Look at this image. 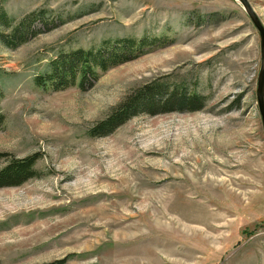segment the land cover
<instances>
[{
  "label": "rangeland",
  "instance_id": "obj_1",
  "mask_svg": "<svg viewBox=\"0 0 264 264\" xmlns=\"http://www.w3.org/2000/svg\"><path fill=\"white\" fill-rule=\"evenodd\" d=\"M247 1L264 26V0ZM42 8L40 32L0 41V152L38 156L36 177L0 188V264H264L260 37L242 2L0 0L14 22ZM143 35L168 43L87 88L34 80L60 50ZM150 79L203 104L88 135Z\"/></svg>",
  "mask_w": 264,
  "mask_h": 264
},
{
  "label": "trees",
  "instance_id": "obj_2",
  "mask_svg": "<svg viewBox=\"0 0 264 264\" xmlns=\"http://www.w3.org/2000/svg\"><path fill=\"white\" fill-rule=\"evenodd\" d=\"M46 9H34L14 22L0 9V24L8 29L0 30V41L8 47H16L28 38L40 32L35 20H42ZM45 24L46 21L43 20ZM166 37L160 35H143L139 38L121 36L112 40H104L99 46L73 47L60 50L52 56L47 68L37 73L35 82L45 88L63 89L74 84L80 88L91 86L108 68L136 57L146 50L161 47L168 43ZM168 82L150 79L138 85L115 105L109 113L96 121L88 129L89 136H104L119 125L140 113L156 114L172 110H193L203 104L204 96L195 91H187L181 85L169 87ZM1 95V92H0ZM5 121L0 111V128ZM36 154L15 157L0 152V188L16 186L28 179L36 177L38 172L35 163Z\"/></svg>",
  "mask_w": 264,
  "mask_h": 264
},
{
  "label": "water",
  "instance_id": "obj_3",
  "mask_svg": "<svg viewBox=\"0 0 264 264\" xmlns=\"http://www.w3.org/2000/svg\"><path fill=\"white\" fill-rule=\"evenodd\" d=\"M245 7L247 14L256 26L260 37V67L257 76L256 97L258 103L259 114L262 122L264 133V26L258 15L247 0H240Z\"/></svg>",
  "mask_w": 264,
  "mask_h": 264
}]
</instances>
